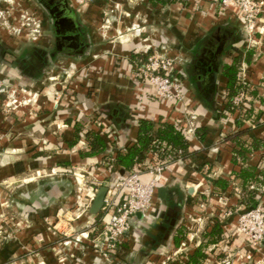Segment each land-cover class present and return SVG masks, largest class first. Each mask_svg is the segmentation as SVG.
<instances>
[{"label":"crops","instance_id":"obj_1","mask_svg":"<svg viewBox=\"0 0 264 264\" xmlns=\"http://www.w3.org/2000/svg\"><path fill=\"white\" fill-rule=\"evenodd\" d=\"M51 1L55 8L45 7L53 19L51 51L26 52L10 65L21 67L18 72L0 73L17 87L21 80L30 84L29 102L8 100L9 110L0 95V264H161L165 256L178 255L185 260L205 242L202 237L215 219L225 225V237L231 232L230 250H250L245 237L231 230L249 211L247 191L256 190L264 206V14L250 31L236 7L223 9L213 0L166 6L98 0L82 7ZM239 51L246 101L227 112L223 68ZM6 52L2 39L0 63L10 56ZM154 52L175 58L183 103L157 99L155 88L136 71V60L138 66ZM63 67L71 69L62 78L66 85L51 83ZM182 111L196 116L195 135L188 138L192 156L167 161L149 215L134 221L118 254L105 259L94 247L102 243L95 230L103 226V213L92 215L90 208L80 219L59 221L78 199L71 171L83 168L102 182L116 178L105 167L113 144L125 148L135 142L140 120L175 123L184 117ZM76 124L101 135L104 126L113 128L104 155L83 158L81 152L89 150L84 135L69 145ZM243 131L244 157L237 154L238 142L228 139ZM241 170L254 177L244 180ZM151 178L148 172L142 175L146 182ZM182 227L186 240L176 247Z\"/></svg>","mask_w":264,"mask_h":264},{"label":"built area","instance_id":"obj_2","mask_svg":"<svg viewBox=\"0 0 264 264\" xmlns=\"http://www.w3.org/2000/svg\"><path fill=\"white\" fill-rule=\"evenodd\" d=\"M78 4H86L93 0H75ZM180 2H190L192 0H176ZM201 2L202 0H194ZM219 3L223 9L236 7L238 15L244 24H248V29L253 31L256 23L260 20L259 16L264 13V0H213ZM138 63L137 70L139 75L155 88V97L159 100L172 101L176 104H181L184 101V91L181 80L177 74L175 59L168 53L154 52L147 55L146 59ZM0 87L2 84L0 83ZM245 93L234 98V104L240 105L245 99ZM18 101H14V104ZM11 106V103L10 105ZM184 117L175 121L176 127L183 131L187 138L195 135L196 126L194 121L195 115H189L182 111ZM113 128L104 126L102 129L103 136L110 142L112 138ZM114 156V152L111 153ZM172 159L167 156L165 161H159L149 167V172L153 178L149 181L142 179L143 172L139 167H135L130 172H118L113 169V166L105 165L110 172H115L116 178H110L106 182L99 181L95 175L83 168H74L71 171L74 178L78 199L76 205L67 212L61 213L59 221L64 220L68 223L73 220L80 219L83 214L87 213L92 207L93 201L102 186L108 188L104 206L102 208L103 229L100 233L102 243L95 244L97 249L105 259L110 260L116 256L122 246L125 244L133 227L131 220L138 214L142 217H147L152 209L153 200L156 195L159 184L163 178V172L166 168L167 161ZM73 212L71 219L65 217ZM72 228V226H70ZM237 232L242 234L246 241V249H239L237 252L230 250L229 238L231 232L228 231L227 237L224 235V241L227 243L224 246V257L218 262H213L208 259L206 264H248L255 253H260L264 245V206L259 205L244 214L239 215L236 222ZM55 230L56 227H55ZM227 233V232H226ZM83 237L89 238V234H82ZM76 243H81L79 237L75 239ZM218 244L216 247L221 246ZM186 247V244H183ZM171 264V263H167Z\"/></svg>","mask_w":264,"mask_h":264},{"label":"trees","instance_id":"obj_3","mask_svg":"<svg viewBox=\"0 0 264 264\" xmlns=\"http://www.w3.org/2000/svg\"><path fill=\"white\" fill-rule=\"evenodd\" d=\"M153 6H166L174 3L176 0H149ZM243 53L239 51L238 56L234 59L232 65H225L223 68V75L227 78L226 86V102L225 111L233 112L235 105L234 98L241 93L247 91L246 84L239 80V73L241 71ZM252 55L249 53L246 57L248 64L251 63ZM85 127L81 124L75 125V134L70 146H74L77 141L85 136L89 143V150L81 152L83 158L96 157L104 155L110 142L101 134L95 131H85ZM246 131L229 135L228 139L238 142L241 150L237 154L245 156L247 150L244 144L241 143L240 138ZM190 142L183 131L179 130L172 122H154L150 120H140L138 122V134L135 142L128 144L125 148H118L113 144L114 156H108L106 160L107 165L113 166V169L118 172H128L139 167L146 171L151 165L159 161H165L167 156L172 158H190L192 154L189 152ZM107 158V157H106ZM241 176L244 180L254 177L253 174H248L241 170ZM221 188L226 189L227 183L219 182ZM258 193L256 190H249L246 193L247 210H253L259 205ZM225 230L219 220L210 225L204 234L205 242H203L197 249L187 255V259L179 264H205L209 259L206 253L207 249L212 245H218L224 241ZM186 240V232L184 228H180L174 239L176 247H179L183 241Z\"/></svg>","mask_w":264,"mask_h":264},{"label":"rangeland","instance_id":"obj_4","mask_svg":"<svg viewBox=\"0 0 264 264\" xmlns=\"http://www.w3.org/2000/svg\"><path fill=\"white\" fill-rule=\"evenodd\" d=\"M69 1L70 3L73 4V6L82 7L85 5H89L91 3H96L98 0H93L91 2L82 4V5L78 4L75 0H69ZM54 8L55 7L53 8L51 7L49 11L53 10ZM119 8L121 7H118V9ZM47 11L48 10L45 9V5L42 3L41 0H0V37H1L0 41H2L3 39L4 47L8 50V53L10 52V56H6L7 52L5 53L6 57L4 61L0 63V73L3 71L5 72L7 70H10L12 73L13 71L18 72L21 67H16L15 69V68H12L10 65L14 63L15 61H17L19 58L23 57L24 53L26 52L42 50V51H46L47 53L51 51L50 49H52V45H53L52 44L53 43V37H52L53 36V25H52L53 19L49 16ZM263 14H261L259 18H261ZM242 25L245 29L248 28L247 26L248 24H242ZM6 37L8 38L7 42L4 40V38ZM175 64H176V60H175ZM51 67L52 65H48L44 67L45 68L44 70H49V68ZM135 68H136V71H138L137 70V60L135 62ZM11 69H13V71ZM58 70L61 74L60 77L58 76L54 77L51 83L53 84L55 83V85L57 83L64 85L65 82L63 81L62 78L63 76L68 77L69 71L71 72V69L66 70V68L63 67ZM0 83L2 84V87H0V95H2L1 96L2 100H5L4 110L11 109V106H8L10 105L9 103H7L8 100H11V103H13V105H14L15 100L16 101L21 100V101H26V102L29 100V99H26V95H28L29 93L27 90H29L30 88L29 86L30 84L29 85L26 84L27 82H23L21 80L20 85L17 87L15 83L9 82L5 77L3 78L0 75ZM4 88L5 90L1 91ZM36 96L37 95L35 94L34 97H30L31 98L30 102L32 101L33 103L34 100L36 99ZM184 100H185V94H184ZM243 101L245 102L246 99H244ZM15 104L17 105V103ZM149 171H150L149 168H147L146 171L142 170L143 173H146ZM55 227L53 228V230H55ZM223 227H225V225H223ZM56 229L57 230L55 231H58V228ZM102 229H103V226L98 227V229L95 230V233L100 234L102 232ZM231 231L235 233L237 232V229L235 228V230L232 229ZM202 238L204 239V237ZM232 238L233 237L230 235V237L226 239L229 241V246L233 245ZM1 240L2 239H0V241ZM220 244L222 245L214 248V250L207 249V252L209 255L208 258L212 261V263L218 262L220 259L224 257L223 249L227 243L225 241H222L221 243H219V245ZM239 249L240 248L234 250V252H237ZM180 257L181 255L175 256L173 257V260H172L170 259L171 257L168 258L165 256L164 258L166 259H164L161 262V264H167L171 262L175 264H179L180 262L183 261L182 259H180ZM206 263H208V261H206ZM248 264H264V256L262 255L261 250H260V253H255L253 255L252 259L250 260Z\"/></svg>","mask_w":264,"mask_h":264},{"label":"water","instance_id":"obj_5","mask_svg":"<svg viewBox=\"0 0 264 264\" xmlns=\"http://www.w3.org/2000/svg\"><path fill=\"white\" fill-rule=\"evenodd\" d=\"M4 90H5V88L2 89L1 91H4ZM159 191L161 193L164 190L161 189ZM107 192H108V188L106 186H102L99 189V191H98V193H97V195H96V197H95V199L93 201L92 207L90 209V212H91L92 215H99L101 213L102 208L104 206V202H105V198H106ZM142 218H143L142 215L138 214L135 218H133L131 220V222H134V221H136L138 219H142Z\"/></svg>","mask_w":264,"mask_h":264},{"label":"flooded vegetation","instance_id":"obj_6","mask_svg":"<svg viewBox=\"0 0 264 264\" xmlns=\"http://www.w3.org/2000/svg\"><path fill=\"white\" fill-rule=\"evenodd\" d=\"M41 1L45 5L46 8H51V3H52L51 0H41Z\"/></svg>","mask_w":264,"mask_h":264}]
</instances>
